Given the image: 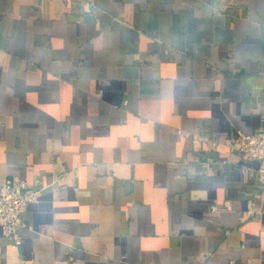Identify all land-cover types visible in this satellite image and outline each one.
<instances>
[{"label": "crops", "instance_id": "crops-1", "mask_svg": "<svg viewBox=\"0 0 264 264\" xmlns=\"http://www.w3.org/2000/svg\"><path fill=\"white\" fill-rule=\"evenodd\" d=\"M263 127L264 0H0V264H264Z\"/></svg>", "mask_w": 264, "mask_h": 264}, {"label": "built area", "instance_id": "built-area-1", "mask_svg": "<svg viewBox=\"0 0 264 264\" xmlns=\"http://www.w3.org/2000/svg\"><path fill=\"white\" fill-rule=\"evenodd\" d=\"M231 152L238 156L240 166L243 170L249 169L250 163H257L256 179L260 192L255 198L264 194V127L254 134H246L237 131L235 137L227 141ZM39 190L29 185L18 177L0 180V228L2 236L9 240L15 248L22 243L20 230L27 228L23 221V213L29 203L37 200ZM228 201L224 202L228 206ZM211 211H217L218 206L212 204ZM253 203L249 201L246 212L247 217L254 215Z\"/></svg>", "mask_w": 264, "mask_h": 264}]
</instances>
